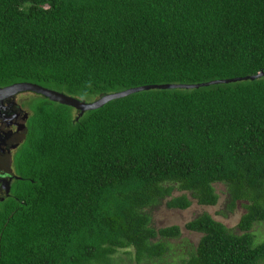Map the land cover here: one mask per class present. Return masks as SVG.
<instances>
[{"label":"trees","instance_id":"1","mask_svg":"<svg viewBox=\"0 0 264 264\" xmlns=\"http://www.w3.org/2000/svg\"><path fill=\"white\" fill-rule=\"evenodd\" d=\"M264 73V0H0V88L32 83L86 103L131 89ZM20 177L0 202V264H157L182 229L150 210L205 213L186 264H264V76L150 89L85 112L35 98ZM185 192L175 196V192Z\"/></svg>","mask_w":264,"mask_h":264},{"label":"rangeland","instance_id":"2","mask_svg":"<svg viewBox=\"0 0 264 264\" xmlns=\"http://www.w3.org/2000/svg\"><path fill=\"white\" fill-rule=\"evenodd\" d=\"M27 97H30L29 94L24 95L21 99ZM215 188L220 196L219 203L216 206H202L196 201H192V206L189 209L180 210L168 208L166 201H163L150 210L152 226L155 229L171 226H179L182 229L180 238L169 240V256L157 264H186L191 255L195 252L202 235L186 230L185 225L205 213L211 215L215 220L223 223L234 232L239 233L238 224L241 217L246 213L245 207H243L242 204H237L236 209L231 211L229 208L226 186L224 184H217ZM182 194L189 195L188 193L179 191L174 193L175 196H180ZM256 233L259 240L262 238L264 239V227L257 226ZM112 264H137L134 250L119 251L112 259Z\"/></svg>","mask_w":264,"mask_h":264},{"label":"flooded vegetation","instance_id":"3","mask_svg":"<svg viewBox=\"0 0 264 264\" xmlns=\"http://www.w3.org/2000/svg\"><path fill=\"white\" fill-rule=\"evenodd\" d=\"M26 94L30 97L21 99ZM38 96L24 92L0 100V202L13 197L14 184L20 179L16 172L17 154L25 143L31 107Z\"/></svg>","mask_w":264,"mask_h":264},{"label":"water","instance_id":"4","mask_svg":"<svg viewBox=\"0 0 264 264\" xmlns=\"http://www.w3.org/2000/svg\"><path fill=\"white\" fill-rule=\"evenodd\" d=\"M263 76H264V73H259L256 76H250V77H245V78H241V79H234V80L212 81V82L200 84V85L149 86V87L131 89V90H128L125 92L107 95V96H105V97H103V98H101L95 102H92V103H86V102L80 101L76 98L66 96L65 94L44 88V87L39 86L37 84L17 83V84L8 86V87L0 88V100L7 98V97L18 95L20 93L32 92V93H35L37 95L44 96L53 102H57V103H60L62 105L70 106V107L74 108L75 110L79 111L80 116H82L85 112L99 109L114 99L123 98V97H126L132 93L142 91V90H150V89L166 90V89H177V88H179V89H194V88H199L202 86L225 84V83L241 81V80H245V81L246 80H252V81H254V80L262 78Z\"/></svg>","mask_w":264,"mask_h":264}]
</instances>
